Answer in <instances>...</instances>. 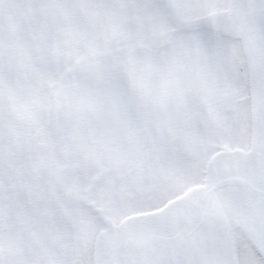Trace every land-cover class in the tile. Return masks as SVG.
<instances>
[{
	"label": "snow or ice",
	"instance_id": "1",
	"mask_svg": "<svg viewBox=\"0 0 264 264\" xmlns=\"http://www.w3.org/2000/svg\"><path fill=\"white\" fill-rule=\"evenodd\" d=\"M0 264H264V0H0Z\"/></svg>",
	"mask_w": 264,
	"mask_h": 264
}]
</instances>
